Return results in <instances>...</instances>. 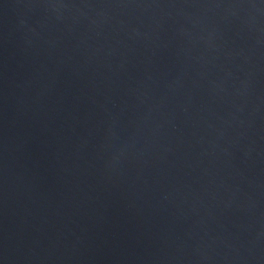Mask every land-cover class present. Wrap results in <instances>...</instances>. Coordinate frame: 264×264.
<instances>
[{"label": "water", "instance_id": "95a60500", "mask_svg": "<svg viewBox=\"0 0 264 264\" xmlns=\"http://www.w3.org/2000/svg\"><path fill=\"white\" fill-rule=\"evenodd\" d=\"M0 264H264V0H0Z\"/></svg>", "mask_w": 264, "mask_h": 264}]
</instances>
